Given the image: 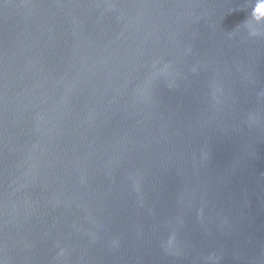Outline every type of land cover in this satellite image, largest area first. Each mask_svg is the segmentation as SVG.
<instances>
[{
	"label": "water",
	"instance_id": "water-1",
	"mask_svg": "<svg viewBox=\"0 0 264 264\" xmlns=\"http://www.w3.org/2000/svg\"><path fill=\"white\" fill-rule=\"evenodd\" d=\"M0 264H264V0H0Z\"/></svg>",
	"mask_w": 264,
	"mask_h": 264
}]
</instances>
